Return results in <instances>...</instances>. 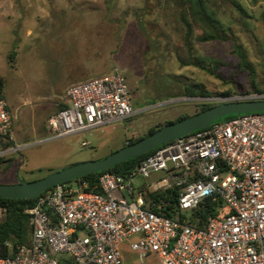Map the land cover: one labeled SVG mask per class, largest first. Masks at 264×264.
<instances>
[{"label": "rangeland", "instance_id": "obj_1", "mask_svg": "<svg viewBox=\"0 0 264 264\" xmlns=\"http://www.w3.org/2000/svg\"><path fill=\"white\" fill-rule=\"evenodd\" d=\"M216 9L226 39L201 43L196 30L187 43L179 0H0V74L14 116L10 143L26 146L0 165V184L36 182L105 159L153 128L197 114L206 97H186L187 86L203 85L209 97L264 93V0H217ZM13 51L17 56L10 63ZM98 62L102 75L121 69L135 116L53 139L49 119L67 104L74 72ZM122 253L124 264H160L154 255L140 260L130 242Z\"/></svg>", "mask_w": 264, "mask_h": 264}, {"label": "built area", "instance_id": "obj_2", "mask_svg": "<svg viewBox=\"0 0 264 264\" xmlns=\"http://www.w3.org/2000/svg\"><path fill=\"white\" fill-rule=\"evenodd\" d=\"M66 100L67 108L49 119L56 140L136 114L119 67L71 85ZM201 100L219 105L264 100V93ZM13 125L0 95L1 141L11 142ZM25 147H0V159ZM99 188L59 185L38 197L27 211L30 242L18 244L0 264H124L126 242L140 260L154 255L162 264H264V113L240 115L172 141L126 176L103 174ZM211 197L223 200L227 215L205 229L190 225L183 216Z\"/></svg>", "mask_w": 264, "mask_h": 264}, {"label": "trees", "instance_id": "obj_3", "mask_svg": "<svg viewBox=\"0 0 264 264\" xmlns=\"http://www.w3.org/2000/svg\"><path fill=\"white\" fill-rule=\"evenodd\" d=\"M216 2L217 0H179V4L183 9L180 15V22L183 26V29L185 30V40L187 43L191 41V38H194L196 30L200 31V35L197 36L196 39L201 43L223 41L226 39L228 32L218 16ZM233 5L240 13H246L240 3L233 2ZM16 56V51L10 53V63L15 62ZM193 65L199 64L195 62ZM5 85V78L0 76V95L2 96H4ZM253 90L259 91L258 87L254 84ZM184 94L189 98L209 97L211 95V93L207 91L203 85L198 84L187 86L185 88ZM67 106V104L62 105L59 111L67 108ZM214 106H216V104H205L201 110L197 112V114ZM239 116L240 115L228 116L215 121L213 124L226 122ZM187 117H190V115L180 117L177 121L183 120ZM171 123L174 122H167L166 124ZM160 128L158 127L151 129L148 135L153 134ZM196 132L197 131L193 133ZM144 137L146 136L140 137L138 139H131L127 145L133 144ZM11 144L13 143L4 141V146L2 147H11ZM157 149L136 159H131L123 164H120L109 171L84 176L82 178L67 182L63 185L72 187L73 184H76L79 188L85 191L100 192L99 179L103 174L114 173L117 175L126 176L134 171L143 160L153 155ZM5 160L6 158H1L0 165H3L6 162ZM52 189L53 188L50 190ZM151 197L153 199H157L159 197L167 199L166 194H152ZM36 200L37 199L13 200L0 198V210H2L4 213V218L0 221V258L13 257L15 248L18 244H28L30 242L32 232V218L27 211L35 204ZM227 213L228 210L223 200L211 197L202 201L199 207L194 209L188 217L184 215L183 218L187 219L190 225L199 229H205L212 219L223 218V216L227 215ZM8 244H10V246Z\"/></svg>", "mask_w": 264, "mask_h": 264}, {"label": "water", "instance_id": "obj_4", "mask_svg": "<svg viewBox=\"0 0 264 264\" xmlns=\"http://www.w3.org/2000/svg\"><path fill=\"white\" fill-rule=\"evenodd\" d=\"M251 113H264V100L238 101L216 105L191 117L167 124L153 134L127 145L105 159L71 166L36 182H20L13 185L0 184V198L35 200L51 188L84 176L109 171L120 164L148 154L195 131L208 129L219 119Z\"/></svg>", "mask_w": 264, "mask_h": 264}, {"label": "crops", "instance_id": "obj_5", "mask_svg": "<svg viewBox=\"0 0 264 264\" xmlns=\"http://www.w3.org/2000/svg\"><path fill=\"white\" fill-rule=\"evenodd\" d=\"M102 70H103V68L101 67V65L99 64V62L98 63H95V64L92 63L90 65V67H87V66H85V67L79 66V67H77V70L73 74V76L76 77V80L74 81L73 84H76V83H79V82H84V81H87V80H90V79H94V78L101 77V76H103L102 75ZM0 76H3L4 77V75H2V74H0ZM5 80H6V78H5ZM159 262H160V260H159ZM160 264H162V263L160 262Z\"/></svg>", "mask_w": 264, "mask_h": 264}]
</instances>
